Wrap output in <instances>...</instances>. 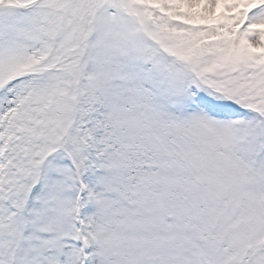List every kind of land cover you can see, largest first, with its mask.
I'll return each instance as SVG.
<instances>
[{
	"label": "snow or ice",
	"instance_id": "1",
	"mask_svg": "<svg viewBox=\"0 0 264 264\" xmlns=\"http://www.w3.org/2000/svg\"><path fill=\"white\" fill-rule=\"evenodd\" d=\"M0 264H264V0H0Z\"/></svg>",
	"mask_w": 264,
	"mask_h": 264
}]
</instances>
